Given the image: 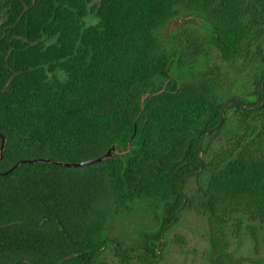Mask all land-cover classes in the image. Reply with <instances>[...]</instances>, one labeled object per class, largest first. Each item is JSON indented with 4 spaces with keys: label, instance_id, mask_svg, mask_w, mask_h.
Here are the masks:
<instances>
[{
    "label": "trees",
    "instance_id": "16d2710c",
    "mask_svg": "<svg viewBox=\"0 0 264 264\" xmlns=\"http://www.w3.org/2000/svg\"><path fill=\"white\" fill-rule=\"evenodd\" d=\"M263 81L264 0H0V171L18 164L0 175V264H106L111 240L126 241L119 219L146 218L139 240L158 238L201 146L211 159L182 211L208 217L221 255L226 232L258 241L264 107L222 110L260 105ZM112 147L84 167L40 161Z\"/></svg>",
    "mask_w": 264,
    "mask_h": 264
},
{
    "label": "rangeland",
    "instance_id": "374dc122",
    "mask_svg": "<svg viewBox=\"0 0 264 264\" xmlns=\"http://www.w3.org/2000/svg\"><path fill=\"white\" fill-rule=\"evenodd\" d=\"M180 23V21L173 22V28L177 29ZM214 56L216 62L218 57L217 55ZM246 93L243 92L242 96H248ZM234 114V109L228 111L229 117L234 116ZM226 140V130H224L214 138L213 146L219 147L220 143L225 146ZM204 159L208 162L211 159L210 154L205 156ZM187 186L194 190L196 182L189 180ZM129 221L127 224L124 220L119 219L117 225H115L116 230H118H114L115 235L121 233L124 235L125 240H129L128 234H134V232H137V236H143L141 225L153 226L152 221L146 220V218L138 220L136 217L131 218ZM172 232L174 235H171L170 238L173 241L166 250V260L161 264H226L229 259L232 262L243 261L246 264L251 260H264V230L259 232L258 241H255L248 231H242L238 235L230 231L226 232L228 244L226 248L222 249L224 254L221 255L212 249L208 217L197 209L190 208L188 211L183 212L180 222L175 225ZM176 235L182 238L181 242L176 238ZM106 257L111 264H130L116 256L114 246L109 248Z\"/></svg>",
    "mask_w": 264,
    "mask_h": 264
},
{
    "label": "flooded vegetation",
    "instance_id": "af4514ba",
    "mask_svg": "<svg viewBox=\"0 0 264 264\" xmlns=\"http://www.w3.org/2000/svg\"><path fill=\"white\" fill-rule=\"evenodd\" d=\"M262 90H263V84H262ZM249 101L253 102L255 104L254 106L251 107V109L261 110L264 107V105L262 106V103L260 105H256L258 103V97H255V96L250 97ZM208 155H209V152L207 153L206 156H208ZM203 159H204V155H203ZM207 163L208 162H206V164ZM205 167H206V165H205ZM204 173H205V170L200 175H203ZM192 177H194V176H192ZM192 177H187L183 181L182 186H180V191H181L182 196H183V205H182L180 211H177V213L175 215V218L171 221V223L169 225H167V226H164L162 228L158 238H151L150 240L148 238H146V241H141V240H139V238H138L139 236H137V234L131 233V234H128L129 240H126L124 242L123 247L120 246L119 243H117V241L111 240V242L108 245L109 247L108 248L106 247L107 248L106 254L108 253L109 248L111 246H114V253L117 254V251H118L122 256H125L124 258L128 259V260L127 259L126 260L123 259V261L127 262V263H130V264L139 263L138 261L131 260V259H136L137 256L139 254H141V253L149 255L151 261L154 264H161L163 261H165L166 260V256H165L166 255V250L169 247V244L173 241L170 238L171 235H174V233L172 232L173 228L175 227L176 224H178L180 222L181 217H182V213L185 212V211H182V209H184V208L186 209V207L190 204V202H189L190 200L189 199L192 198L193 195H194V190L195 189L192 190L190 187L187 186V184L189 182V179L192 178ZM181 181H180V183H181ZM184 182H186L185 185H184ZM185 198L187 200L186 202H185ZM188 210L189 209H187L186 211H188ZM137 219L140 220L142 218L141 217H137ZM143 219H145V218H143ZM175 219H176V222L173 224ZM176 238L178 240H180V242L182 241V238H179L178 236ZM178 245L179 244H177V246ZM179 246L181 247V245H179ZM129 254H131L132 256H129ZM106 264H111V263L109 261H107Z\"/></svg>",
    "mask_w": 264,
    "mask_h": 264
},
{
    "label": "water",
    "instance_id": "95a60500",
    "mask_svg": "<svg viewBox=\"0 0 264 264\" xmlns=\"http://www.w3.org/2000/svg\"><path fill=\"white\" fill-rule=\"evenodd\" d=\"M229 104H236V105H238V106H244V107H246V108H251V107H249V106H245V105H243L242 103H240V102H238V101L231 100V101H229V102H227V103L225 104V106H224V108H223V110H222V114L224 113L226 107H227ZM263 105H264V81H263V101H262V106H263ZM223 120H224V118H223V115H222L219 124H218L213 130L220 128L221 125H222V123H223ZM209 132H211V131H209ZM209 132H208V133H209ZM0 138L2 139V144H1V159H0V166H1V161H2V158H3V153H4V150H5V147H6V137H5V135L0 134ZM115 149H116L115 147H112V148L108 151V153L106 154L105 157H100V158H96V159H89V160H85V161L77 162V163H75V162H59V161L54 160V159H41L40 161H42V162L55 163V164H59V165H61V166H64V167H70V168L84 167V166H88V165H92V164L99 163V162H101L102 160H104V158L111 157V156H112V153L115 151ZM38 161H39V160H38ZM38 161H37V160H23V161H21V163H35V162H38ZM200 161H201L200 169H199L198 171H196V172H193V173L188 174V175H187V176L181 181L180 186H182L183 181H184L187 177L197 176V175H200V174H202V173L204 172L206 162H205V160L203 159V148H202V146H201V148H200ZM16 166H18V164H17ZM16 166H15V167H16ZM15 167H14V168H15ZM14 168H12V169H10V170H8V171H6V172H1V171H0V175H7V174L11 173V172L14 170ZM186 201H187V200H186V198H185V202H186ZM179 211H180V210H179ZM175 222H176V219L174 220L173 224H174Z\"/></svg>",
    "mask_w": 264,
    "mask_h": 264
}]
</instances>
